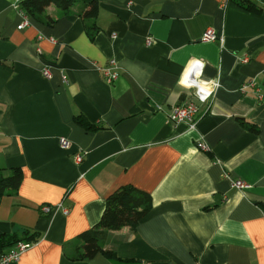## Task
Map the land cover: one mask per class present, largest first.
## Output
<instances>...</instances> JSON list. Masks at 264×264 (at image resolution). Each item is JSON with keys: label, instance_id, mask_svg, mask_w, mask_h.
<instances>
[{"label": "crops", "instance_id": "0c3cea01", "mask_svg": "<svg viewBox=\"0 0 264 264\" xmlns=\"http://www.w3.org/2000/svg\"><path fill=\"white\" fill-rule=\"evenodd\" d=\"M23 1L0 0V175L22 173L0 197V259L32 235L9 264H264V0H77L19 30ZM210 28L223 45L201 41ZM195 60L192 78L219 89L192 129L167 114L204 108L187 82ZM121 187L149 194V215L107 233L114 257L76 260V239Z\"/></svg>", "mask_w": 264, "mask_h": 264}, {"label": "trees", "instance_id": "16d2710c", "mask_svg": "<svg viewBox=\"0 0 264 264\" xmlns=\"http://www.w3.org/2000/svg\"><path fill=\"white\" fill-rule=\"evenodd\" d=\"M77 3V0H24L21 2V10L29 17L39 21L51 23L49 17L43 15L46 9L52 5L68 10ZM95 7V4H94ZM248 10H255L252 3H246ZM93 8V7H92ZM93 10L84 12V18L92 17ZM80 125L88 126L81 117L76 118ZM254 132L257 130L252 128ZM22 183V173L15 170L9 177L0 175V197L6 194L16 193ZM152 200L149 194L131 187H121L111 194L107 200L105 209L99 222L89 231L81 234L76 240L78 246L76 250V260L92 259L100 253L114 257V253L104 250V240L109 231L121 230L125 227L136 229V227L149 215ZM27 235L29 233L26 232ZM7 239L0 236V241ZM26 242L35 243L36 237L29 235L25 239L17 240L15 243ZM2 244L0 243V246Z\"/></svg>", "mask_w": 264, "mask_h": 264}, {"label": "built area", "instance_id": "2783aa9c", "mask_svg": "<svg viewBox=\"0 0 264 264\" xmlns=\"http://www.w3.org/2000/svg\"><path fill=\"white\" fill-rule=\"evenodd\" d=\"M20 13L23 16V22L18 26V29L22 30L29 26L30 18L22 10H20ZM113 37L116 38L115 35ZM201 41L205 43L219 42L221 45H223L224 38L223 36L218 35L214 29L210 28L204 32ZM153 42L154 39L152 37L146 38L147 46H151ZM39 53H41L40 50ZM241 62L246 64L249 62V58L244 57L241 59ZM109 65L110 67L104 68L102 72L107 83L112 84L118 79L119 74L117 73L116 69L112 68L116 66V62L114 60L110 61ZM202 70H203V64L200 61L195 60L190 68L191 73L187 78V82L189 83L190 86L196 88L195 95L197 96L198 100L204 105V108L201 110L194 102L173 106L170 112L167 114V118L171 123L174 124L187 123L189 124L190 128L194 129L196 128L197 123L203 117L208 115L212 101L215 97L217 90L219 89V83L217 81L215 82V80H210L208 82H205L199 79L192 78L193 71L197 73H201ZM43 76L47 79H51L52 75L49 69L43 70ZM248 85L253 86L254 84L253 82L244 84L242 90H245ZM60 143L62 145V148H68L70 145L69 141L66 138H62L60 140ZM198 148L204 151H207L209 149L202 142L198 144ZM83 159H84V153L83 154L79 153L77 154L75 160L77 163L80 164L83 161ZM232 187L238 190H243L248 188V184L243 180L239 179L232 183ZM59 208L65 214L68 213V210L66 208H63L61 205L59 206ZM42 210L43 212L49 214L52 212V208L49 206H44ZM32 245L33 243H26V242L17 243L9 252H6L1 256L0 264H9L11 262L18 261L21 255L25 253L29 248H31Z\"/></svg>", "mask_w": 264, "mask_h": 264}, {"label": "clouds", "instance_id": "9594fccd", "mask_svg": "<svg viewBox=\"0 0 264 264\" xmlns=\"http://www.w3.org/2000/svg\"><path fill=\"white\" fill-rule=\"evenodd\" d=\"M184 82H185V81H183V80L181 81V83H184Z\"/></svg>", "mask_w": 264, "mask_h": 264}]
</instances>
